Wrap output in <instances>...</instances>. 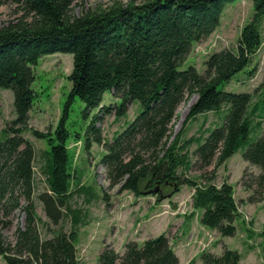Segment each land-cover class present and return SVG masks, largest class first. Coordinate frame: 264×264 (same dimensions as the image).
<instances>
[{
    "label": "trees",
    "instance_id": "obj_1",
    "mask_svg": "<svg viewBox=\"0 0 264 264\" xmlns=\"http://www.w3.org/2000/svg\"><path fill=\"white\" fill-rule=\"evenodd\" d=\"M10 1L21 7L24 17L0 25V88L14 92L17 114L3 130L7 138L0 140V225L11 227L12 217L18 211L24 214V222L16 230L14 243L6 242L0 233V258L7 264H79L76 229L41 238L33 201L35 151L33 144L22 136L35 96L33 67L42 57L55 53L74 57L69 75L70 100L80 98L87 111H91L101 106L107 91L123 99L116 111L113 107L103 108L104 113L101 111L90 126L94 140L107 151L100 166L106 170L110 188L161 201L165 198L163 187L175 195L182 186H191L195 190L192 206L202 211L201 224L222 237H234L240 213L232 186L227 182L216 186L212 184L214 177H202L208 182L202 186L178 171L192 167L188 149L193 144L200 169L224 165L241 146L247 145L251 117L258 113V105L250 113V94L219 91L217 86L245 69L261 48L264 0H253V18L242 28L237 48L209 55L204 75L195 67L180 71L179 66L195 43L217 30L226 4L235 0H144L127 5L115 1L108 7L81 8L77 16L71 14V9L79 0ZM192 96H197V100L171 141L177 110ZM133 100L141 102V113L112 142H105L99 127L103 117L114 112L117 117L123 116ZM224 105L230 106V112L221 128L212 130L207 137L182 141L190 121ZM67 116L66 107L56 130L59 144L52 147L44 170L49 177L50 193L39 197L54 223L59 220L57 210L71 195L73 173L66 145ZM33 132L38 138L49 135ZM88 145L91 146L90 141ZM243 158L261 170L255 179L258 189L250 201H264V131L256 142L246 146ZM78 222L76 219L74 226ZM200 259L202 264H241L239 253L229 249L221 255L203 252ZM98 264L180 261L169 238L161 234L142 245L129 241L122 254L106 245Z\"/></svg>",
    "mask_w": 264,
    "mask_h": 264
},
{
    "label": "rangeland",
    "instance_id": "obj_2",
    "mask_svg": "<svg viewBox=\"0 0 264 264\" xmlns=\"http://www.w3.org/2000/svg\"><path fill=\"white\" fill-rule=\"evenodd\" d=\"M115 1L127 5L133 2L140 4L144 0H79L73 4L71 14L77 16L81 8L108 7ZM253 14V0H235L227 3L217 30L206 40L193 45L179 70L184 71L192 66L199 74L204 75L207 57L224 49L235 50L242 28L252 20ZM22 17L24 12L21 7L10 0H0L1 26L17 22ZM260 30L263 44L251 63L229 82L217 86L219 91L250 94V113L252 108L258 105V113L251 117L252 127L247 145L241 146L224 165L215 168L213 164L200 169L194 155L196 145L193 144L188 149L192 167L178 171L202 186L208 183L202 177H214L212 184L216 186H221L224 182L232 186L240 213V219L235 223L237 233L234 237H222L201 224L202 211L194 210L192 206L194 193L190 194L193 189L191 186H182L180 192L175 195L169 188L163 187L165 198L161 201H157L153 196L136 197L131 192H118V188H110L106 170L100 166L107 151L94 140L90 126L101 111L104 113L103 108L113 107L116 111L123 104V99L107 91L103 95L101 106L91 111H87L86 104L80 98L70 100L72 82L69 75L73 70L74 57L72 54L55 53L42 57L33 67L32 89L35 96L29 111L27 128L22 133V136L33 144L35 151L33 201L39 218L41 238H53L60 231L70 233L76 229V255L79 264H98L100 253L106 245H111L122 254L125 244L129 241L142 245L144 241L161 234H165L173 245L183 244V248L192 252L186 258L183 257L182 264H198L199 260L196 263L195 259L203 252L221 255L225 249L237 251L241 264H264V201H250V197H253L258 189L255 179L261 174V170L251 166L243 158L246 146L256 142L264 131V18ZM196 100L197 96H192L179 106L173 122L171 141L182 129ZM0 106V140L4 141L7 135L3 130L17 118L14 92L11 89L0 88ZM66 107V145L73 177L70 185L71 195L57 210L59 220L54 223L47 216L39 197L50 189L49 177L44 170L47 169V157L52 147L59 144L56 130ZM141 111V102L133 100L123 116L117 117L115 112L104 116L99 124L104 141L112 142ZM229 112L230 106L224 105L218 111L198 115L185 127L182 141L202 135L207 137L212 130L224 125ZM34 130L49 135L38 138L34 135ZM76 219H79V224L74 226ZM12 221L13 224L9 228H2L0 225V233L9 243L15 242V233L18 227L23 226L24 214L18 211ZM0 264L7 263L0 258Z\"/></svg>",
    "mask_w": 264,
    "mask_h": 264
},
{
    "label": "crops",
    "instance_id": "obj_3",
    "mask_svg": "<svg viewBox=\"0 0 264 264\" xmlns=\"http://www.w3.org/2000/svg\"><path fill=\"white\" fill-rule=\"evenodd\" d=\"M191 193H192V194L194 193V189H192V191L190 192V194H191ZM193 229H194V227H193ZM169 240H170V239H169ZM170 245L173 247V249H174L176 255L178 256L179 261H180V264H182L183 257L186 258V256H189L190 254H192L191 251H187L186 248H183V247H182L183 244L178 243L177 245H173V243H172L171 240H170ZM179 250H180V251H179ZM191 256H193V255H191ZM194 256H195V255H194ZM197 258H198V259H195V262H196L197 260H199V263L202 264L201 259H200V255H199ZM196 263H198V261H197ZM199 263H198V264H199Z\"/></svg>",
    "mask_w": 264,
    "mask_h": 264
}]
</instances>
